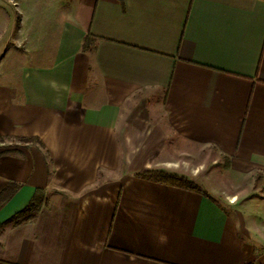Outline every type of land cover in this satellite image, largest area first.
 I'll return each instance as SVG.
<instances>
[{
    "label": "crops",
    "instance_id": "1",
    "mask_svg": "<svg viewBox=\"0 0 264 264\" xmlns=\"http://www.w3.org/2000/svg\"><path fill=\"white\" fill-rule=\"evenodd\" d=\"M151 135L171 139L155 166ZM181 145L217 150L235 189L140 174L186 175ZM10 184L0 264H264V0H0ZM39 188L36 218L4 223Z\"/></svg>",
    "mask_w": 264,
    "mask_h": 264
},
{
    "label": "rangeland",
    "instance_id": "2",
    "mask_svg": "<svg viewBox=\"0 0 264 264\" xmlns=\"http://www.w3.org/2000/svg\"><path fill=\"white\" fill-rule=\"evenodd\" d=\"M4 1L8 3V0H4ZM157 127L158 126L156 125V123L152 125L153 129L159 130ZM151 138L152 135L149 140H147L148 139L147 138L145 141L147 142L149 141L150 142L149 145L153 146L154 148L156 147L160 148L159 149L160 155H153L152 157V159L155 160L152 165L155 166L154 164H156L159 161H162L161 159H165L169 157L168 154L172 152L170 147L167 145L171 141V139H168L167 137L164 138L159 137L152 140ZM153 142L154 144H152ZM145 149L148 148L145 147ZM172 157L178 159L176 162L177 164L175 165V169L181 173H184L186 175L189 174L191 177L192 176L195 177V180L200 184L199 187L206 188L211 192L215 191L216 193H219L222 196L223 193H225L226 191H233L235 189V187H232L234 181L231 179L232 178L231 175H228L225 171L224 159L223 157H221V155L217 150L210 148H201V147L200 148L197 147L196 149H191V148L189 149L181 145L178 154L176 153V155ZM158 166L159 167H154V168H161V169L167 168V167H163L165 166L163 165V163L158 164ZM247 188L249 189L250 187ZM253 189H255V186L250 188V190ZM219 194L218 196H220ZM243 203L245 204L247 210H251L255 214L261 211V208L258 207L257 204H254L253 202H248V203L243 202ZM252 204L256 207H252Z\"/></svg>",
    "mask_w": 264,
    "mask_h": 264
},
{
    "label": "trees",
    "instance_id": "3",
    "mask_svg": "<svg viewBox=\"0 0 264 264\" xmlns=\"http://www.w3.org/2000/svg\"><path fill=\"white\" fill-rule=\"evenodd\" d=\"M92 37L87 35L82 44V48L87 50L89 48ZM28 141H37L36 137L22 138ZM142 176L159 181L176 184L188 189L199 190V184L190 179L186 175H182L176 172H170L166 169L152 168L140 173ZM18 184H10L0 192V207L12 196V194L18 189ZM46 203V191L44 189H36L29 201L24 207L15 212L4 223H12L18 225L23 222L31 221L36 218L42 206Z\"/></svg>",
    "mask_w": 264,
    "mask_h": 264
}]
</instances>
